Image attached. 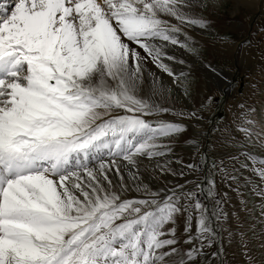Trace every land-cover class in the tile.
I'll return each instance as SVG.
<instances>
[{
    "label": "snow or ice",
    "instance_id": "6c2138e0",
    "mask_svg": "<svg viewBox=\"0 0 264 264\" xmlns=\"http://www.w3.org/2000/svg\"><path fill=\"white\" fill-rule=\"evenodd\" d=\"M206 7L205 0L0 3V264H198L214 245L211 256L224 264L218 241L228 192L216 191V175L231 187L241 157L259 178L253 192L261 199L264 237V156L243 151H264V121L253 107L239 103L235 123L213 129L218 147L233 151L213 163L216 175L204 182L189 187L193 181L185 179L154 190L156 181L145 182L139 168L140 158L172 155V144L163 141L189 128L160 117H186L194 125L203 119L196 108L167 105L173 88L192 97L191 71L175 67L189 62L175 50L199 56L188 29L207 32ZM184 167L199 169L165 159L158 171L184 178ZM181 218L189 246L183 254ZM260 250L258 259L242 243L244 264H264V239Z\"/></svg>",
    "mask_w": 264,
    "mask_h": 264
},
{
    "label": "rangeland",
    "instance_id": "374dc122",
    "mask_svg": "<svg viewBox=\"0 0 264 264\" xmlns=\"http://www.w3.org/2000/svg\"><path fill=\"white\" fill-rule=\"evenodd\" d=\"M205 3L207 7L202 15L210 21V28L207 32H202L198 28L188 29L189 35L199 46V56L195 58L199 63L188 61L190 67L175 65L177 70L191 71L194 81L192 97L186 99L178 96L176 89L173 88L167 105L174 108L178 105H184L187 109L196 108L203 119L199 124L194 125L186 117L171 114L160 117L188 124L189 128L185 133L163 141L172 144L174 149L172 155L161 160L146 157L139 159V168L144 173V181H156L151 185L154 190L164 186L170 187L174 182L183 183L185 179L193 181L189 187H194L195 183L204 182L206 176L216 175V170L212 168L213 163L218 164L220 160L225 159L226 152L233 149L218 147L219 133L213 129L217 125L223 127L226 123L234 124L236 114L240 111L237 107L239 103L253 107L256 117L264 121V0H205ZM197 12L199 13L200 10L197 9ZM178 57L183 58L181 55ZM209 60L213 62L214 69L227 73L228 90H221L207 76L204 63ZM209 96L213 99L208 100ZM202 102L203 107H201ZM195 129L200 132L198 135L193 134ZM234 135L240 136L239 133ZM189 141H195V144ZM243 151L251 152L256 158L264 156V151L255 147ZM204 154H207V159L202 161L201 156ZM117 159L124 167V162ZM165 159L180 160L184 165L196 163L199 169L188 170L184 167V178L161 176L158 165H163ZM148 160H152L155 164H151L152 167L149 166L146 163ZM226 163L229 167L233 166V162L226 161ZM245 163L248 161L243 157L234 162V175L237 176V180L231 187L216 175V191L221 194L228 192V196L223 198V211L228 213V216L219 224L218 241L223 246L224 264H244L246 257L241 255L242 243H247L252 254L258 259L261 256L260 240L264 239L260 237L261 221L258 219L261 199L253 192L259 183V178L254 175L251 164L247 168L242 167ZM171 167L180 170L181 165L173 163ZM112 179L115 182L117 178L113 176ZM127 195L138 194L129 192ZM200 199L207 205L210 212L217 211L212 199L204 194L200 196ZM177 227L180 239L178 248L183 254L189 246L183 242L186 234L182 230V218ZM216 250L215 245L211 248L205 247L198 264H220L221 257L211 256V253Z\"/></svg>",
    "mask_w": 264,
    "mask_h": 264
},
{
    "label": "bare ground",
    "instance_id": "6f19581e",
    "mask_svg": "<svg viewBox=\"0 0 264 264\" xmlns=\"http://www.w3.org/2000/svg\"><path fill=\"white\" fill-rule=\"evenodd\" d=\"M0 3H5V4H10V0H0ZM175 54L178 56V55H181L183 58H186L188 61H191L192 63L193 62H197L199 63V61L191 56H186L185 53L181 52L180 49H176L175 50ZM211 65V67L209 68L208 66ZM204 66H205V71L207 72V76L212 79L217 85L218 87L221 89V90H228L229 89V79H228V75L226 72L220 70V69H214L213 67V62L211 60H209L208 62H205L204 63ZM150 68H152V70L154 72H158L157 69H155L154 66L152 65H149ZM180 70V69H178ZM162 75V78H163V82L165 83V85H168V86H171V80L170 78H167V75L166 74H160ZM194 132H197V133H200L198 132L197 129L194 130ZM158 160H161L160 158H157ZM146 163L151 166V164H155L152 160H148L146 161ZM152 165V166H153ZM151 166V167H152Z\"/></svg>",
    "mask_w": 264,
    "mask_h": 264
}]
</instances>
